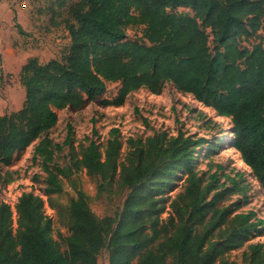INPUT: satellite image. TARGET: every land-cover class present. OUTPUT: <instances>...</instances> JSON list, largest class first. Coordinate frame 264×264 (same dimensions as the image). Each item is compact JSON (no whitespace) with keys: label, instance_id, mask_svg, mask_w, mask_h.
<instances>
[{"label":"trees","instance_id":"16d2710c","mask_svg":"<svg viewBox=\"0 0 264 264\" xmlns=\"http://www.w3.org/2000/svg\"><path fill=\"white\" fill-rule=\"evenodd\" d=\"M263 14L264 0L71 3L64 21L70 36L66 53L47 63L30 58L21 67L23 105L0 115V164L10 166L54 128L57 111L97 99L107 83L120 87L116 97L102 101L105 107H121L143 89L160 95L171 84L231 120L232 147L264 191V48L241 50L235 43L257 29ZM140 26L147 43L127 40L126 29ZM205 28L218 45L214 55ZM206 143L182 132L175 137L157 132L128 138L124 146L119 130L112 129L105 145L91 141L70 166L50 167L59 147L41 140L32 160L43 158L46 194H61V177L85 171L96 179L98 195L114 187L123 191L122 207L99 218L78 192L68 207L62 251L43 199L22 194L14 208L2 202L0 264H97L102 251L108 264H235L227 257L260 233L264 222L254 212L231 213L222 204L231 190L217 191L216 174L205 183L195 171L197 149ZM179 175L185 177L183 192L166 197ZM241 264H264V244H248Z\"/></svg>","mask_w":264,"mask_h":264},{"label":"rangeland","instance_id":"374dc122","mask_svg":"<svg viewBox=\"0 0 264 264\" xmlns=\"http://www.w3.org/2000/svg\"><path fill=\"white\" fill-rule=\"evenodd\" d=\"M76 1L0 0V115L22 107L25 93L20 83V71L28 59L37 58L40 63H47L66 53L70 44L64 24L66 8ZM169 12L193 15L183 8H170ZM204 30L208 35L209 50L214 55L218 52V45L211 30ZM125 34L127 40L147 43L142 26L129 27ZM235 43L241 50H252L256 46L264 48V14L258 19L257 29L248 36L236 38ZM119 87V83H107L105 93L97 99L80 108L57 111L58 122L54 128L18 153L10 166L0 164V203L14 208L22 194L43 199L46 214L53 221L54 239L64 251L68 236V207L78 192L88 197L91 210L99 218L112 216L122 207L124 192L114 187L110 193L98 195L96 179L85 171L74 170L69 178L61 177V194H46L43 158L32 160L35 146L43 139L49 140L53 147L59 148L54 149L48 165L68 167L72 158H80L91 141L105 145L112 129L119 130L124 146L128 138L145 139L157 132H167L175 137L182 132L208 142L197 149L195 171L205 183L216 174L217 191L231 190L222 204L234 214L254 212L257 219L264 222V191L232 147L229 118L219 117L213 109L204 107L190 95L177 92L171 84H166L160 95H152L143 89L129 95L121 107L103 106V100L116 97ZM210 144L211 148L207 147ZM184 178L179 175L175 179L173 186L166 191V197L174 198L183 192ZM162 217H167L166 211ZM255 243L264 244V225L260 233L227 259L241 264L246 246ZM97 264H108L107 252L100 253Z\"/></svg>","mask_w":264,"mask_h":264}]
</instances>
